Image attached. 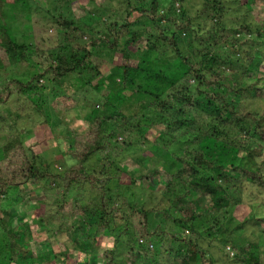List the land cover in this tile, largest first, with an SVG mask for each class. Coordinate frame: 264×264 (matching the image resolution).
Returning <instances> with one entry per match:
<instances>
[{
  "label": "trees",
  "instance_id": "obj_1",
  "mask_svg": "<svg viewBox=\"0 0 264 264\" xmlns=\"http://www.w3.org/2000/svg\"><path fill=\"white\" fill-rule=\"evenodd\" d=\"M125 1V12L111 9L99 22L61 12L58 45L38 56L17 40L9 21L24 10L30 14L38 2L0 0V70H33L27 79H0V108L24 101L44 115L40 124L59 130L61 153L56 170L47 160L36 163L37 142L27 145L1 123L0 135L9 136L0 138V264H137L138 254L143 264H213L214 253H206L201 239L223 229L229 212L244 213L248 187L264 197V107L256 112L245 106L264 99L263 26L256 37L245 36L253 28L242 19L232 21L240 7L203 0L194 25L206 27L195 35L202 52L197 61L189 42L179 38L195 16L186 0ZM255 1L264 7V0L246 5ZM179 59L185 88L164 80ZM104 63L114 67L110 80L100 69ZM135 104L143 115L131 121L136 113L122 109ZM47 110L60 120L46 121ZM6 119L0 114V122ZM78 119L85 122L82 129L73 126ZM143 139L155 144L148 155L156 165L132 175L121 161L123 151L145 145ZM230 153L232 159H218ZM133 159L144 164L141 155ZM176 181L180 187L172 191ZM134 187L146 197L123 206L125 192ZM48 188L60 195L50 200ZM193 192L206 205L184 208ZM25 203L33 212L28 219L18 210ZM250 219L264 223V214L255 209L240 224ZM36 232L47 237L37 240ZM213 239L211 247L226 245ZM233 246L243 250L248 264L261 263L248 243Z\"/></svg>",
  "mask_w": 264,
  "mask_h": 264
},
{
  "label": "rangeland",
  "instance_id": "obj_2",
  "mask_svg": "<svg viewBox=\"0 0 264 264\" xmlns=\"http://www.w3.org/2000/svg\"><path fill=\"white\" fill-rule=\"evenodd\" d=\"M39 4L38 7H35L34 10L30 14H25L26 11H22V13H18L12 20H9L11 23L12 30L19 42L26 43L31 46V51H39L38 56L42 54L48 53L50 49L52 50L55 48L56 45H58L59 40L61 38V34L58 28V22L57 17L61 12H64L65 14H69L71 17L74 15L76 17H83L86 15V21L91 23L92 19L97 20L99 22V19H102V17H105L109 14L113 13V10L111 9H118L121 12H125L126 8L128 7L127 1L125 0H94V2H90V0H36ZM226 3V6L229 9H236L238 7L239 11L234 13L235 15H240L239 18L232 20H244L249 24L253 31L250 33H244L245 36L249 37H256V34L254 33L256 29H258L260 26H263L264 29V7L260 6L254 2L250 4V6H247L246 3L249 0H223ZM167 4V3H166ZM186 4L190 8L191 15H195L192 19V28H190L185 33L179 32V38L181 41H183L185 44L189 42L191 45V53L195 54V58L197 61H199L202 57V52L200 51L201 47L199 43L197 42V39L195 35L197 33L205 32L206 27H198L194 26L197 25L196 23L199 21V18L197 17V14L199 12V9L202 7L203 0H186ZM239 4V5H237ZM80 5H85L87 7L86 9H82ZM10 8L9 5H7V9ZM11 10V9H10ZM91 13V14H89ZM139 15V14H136ZM228 16V14H227ZM228 18L234 19L230 16ZM97 26H99L98 23L95 22ZM200 30V32H199ZM243 36V35H242ZM241 39L242 37L239 36ZM264 39V36L262 38ZM180 41V42H181ZM260 44H264V41H261ZM182 51L186 54H188L187 48L182 47ZM103 57H109L107 54H105ZM235 58V57H234ZM109 64V63H108ZM104 63L100 67L101 71L104 72L106 79L110 80L109 74H113L112 67L110 64ZM180 64V65H178ZM182 62L181 59L178 60V62L175 65H172L169 69H167L166 72V83L175 82L178 86H181L185 88V84L182 82V78H186L182 74V70L184 69V66H181ZM262 73H264V64H262ZM8 71L6 74V71L0 70V79L5 77V75H8L10 77H20V78H29L33 74V70L27 66V65H21L17 67H7ZM229 75V73H228ZM182 77V78H181ZM112 80V77H111ZM190 83H188V86L191 88V94H196V89L192 88L193 80L189 79ZM188 81V82H189ZM43 83L50 85L47 80L43 78ZM193 82V83H192ZM109 83V82H106ZM107 85V84H106ZM49 87L48 91L50 90ZM109 88V87H108ZM47 91V93H48ZM128 92H131V89L129 88L127 90ZM126 91V92H127ZM245 106L248 108L254 109L256 112H259L261 108L264 107V99H251L246 102ZM126 114H129L133 117H131V121L135 120L136 118L140 119V116L143 115V112L141 111V107L139 104L133 105L131 109H122ZM46 112V111H45ZM46 113L49 114V118H45V120H49L50 122L54 123L55 121H59L60 119H56L55 113H52V111H48ZM0 114L6 115L8 119L5 120V122H0L5 127H11L8 128L12 131V134H20L22 136L23 141L29 145L37 142L36 145H34V156L36 163H43L46 162V160L54 166V169H58V155H61L60 153V145H58V136L59 130L50 128L49 125L45 124L42 125L39 122L42 118L44 119V115L39 116L35 114V112L26 105L24 101H16L11 100L10 103L2 106V109L0 108ZM29 115V117L27 116ZM16 115H20L19 117H16ZM77 115V114H76ZM32 116V117H31ZM47 116V115H46ZM78 116V115H77ZM81 121H77L73 126L77 127L78 129H82L85 125V122L82 119H78ZM39 124H35L34 123ZM71 121L68 120L67 123H70ZM57 123V122H56ZM57 133V134H56ZM8 135H0L1 140H4ZM148 136V135H147ZM150 137V135L148 136ZM146 141V144H140L136 143L135 146H130V149L127 151H123L122 160L124 161L123 164L127 165L128 168H130L134 173L132 175H137L140 171H145L147 169V166L151 164V166L156 163L149 159L150 156L148 155L150 152L152 153V148H154L155 144L152 140L143 139ZM39 143V144H38ZM69 141L67 140L65 142V145L68 146ZM220 146H223V144H220ZM220 146L217 147V151H219ZM150 148V149H148ZM216 150V148H215ZM30 153V152H29ZM142 156L144 158V164L141 166L137 163V161L133 158L137 156ZM233 154L230 153L228 155H221L218 159L220 160H226L232 159ZM264 156L259 159V161H263ZM126 167V168H127ZM177 166H173V168H176ZM43 185V186H42ZM44 187V182L39 186ZM177 186L180 187L179 183L174 182L172 184V191H176ZM183 186V184H182ZM181 186V188H182ZM134 191H137L138 193L135 194ZM29 191H26V194L24 195V199L26 200L27 194ZM57 190H54L53 188H48L46 190L47 197L51 199H56L58 195ZM141 190L139 191L138 188L134 187L133 189L129 188L128 191L125 192L126 197L125 200L128 201H122L123 206L128 207L129 204L132 205L133 203H138V199L142 198L140 195H142ZM196 192H193L184 202H182V205L184 208L192 209V205L195 204L197 208H201L204 205H206V200L198 199L197 196H195ZM60 195V193H59ZM58 195V196H59ZM71 196V194H69ZM23 197V196H22ZM124 197V196H123ZM146 196L142 198L144 200ZM244 197V213L237 214L236 212L231 213L229 212L227 214V217L225 219L224 228L221 229L217 233H213L212 235H208V238L201 239V245L203 246L206 253L211 255L214 253L213 258V264H248L246 259V254L242 253V249H235L238 248L234 244L242 247L244 243H248L250 246V252L253 253L255 257L260 258V264H264V223L258 224L254 220L250 219L247 222H245L243 225L240 224V222L244 219V216H250L252 211L257 209V212L259 215L264 214V197L256 196V194H253L252 190L248 189L245 191ZM70 198V197H69ZM141 200V201H142ZM74 201V200H72ZM70 201V202H72ZM28 202V199L26 200V203ZM140 202V201H139ZM25 203V206H21L18 210H20V215L24 216L28 219V216L32 214L33 212L30 208V203L27 205ZM129 203V204H128ZM56 204V203H54ZM75 206V205H74ZM51 210L47 211V217H49L48 213H50ZM256 212V211H255ZM178 214H181L178 212ZM161 227V226H159ZM36 239L39 240L41 238H46L47 233L45 232H36ZM214 237L213 243L215 241H225L226 245H221L220 247H211L209 243V240ZM57 239V238H54ZM59 239V237H58ZM106 239L105 241H107ZM56 250H59L60 247L57 245V241L54 240ZM213 255V254H212ZM71 257H74L71 255ZM77 257H74L71 262H76ZM137 264H143V257L141 254H138L137 257Z\"/></svg>",
  "mask_w": 264,
  "mask_h": 264
}]
</instances>
